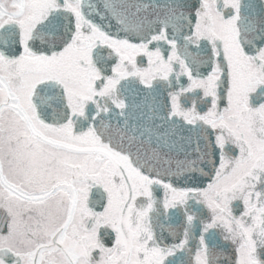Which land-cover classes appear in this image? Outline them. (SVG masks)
<instances>
[{"label":"snow or ice","instance_id":"snow-or-ice-1","mask_svg":"<svg viewBox=\"0 0 264 264\" xmlns=\"http://www.w3.org/2000/svg\"><path fill=\"white\" fill-rule=\"evenodd\" d=\"M0 264H264V0H0Z\"/></svg>","mask_w":264,"mask_h":264},{"label":"flooded vegetation","instance_id":"flooded-vegetation-1","mask_svg":"<svg viewBox=\"0 0 264 264\" xmlns=\"http://www.w3.org/2000/svg\"><path fill=\"white\" fill-rule=\"evenodd\" d=\"M161 197H162V192H161Z\"/></svg>","mask_w":264,"mask_h":264}]
</instances>
